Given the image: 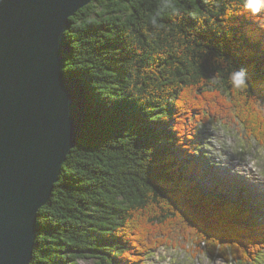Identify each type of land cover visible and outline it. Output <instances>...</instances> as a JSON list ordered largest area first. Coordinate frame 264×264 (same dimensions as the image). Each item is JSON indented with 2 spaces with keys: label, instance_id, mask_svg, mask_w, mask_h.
<instances>
[{
  "label": "trees",
  "instance_id": "16d2710c",
  "mask_svg": "<svg viewBox=\"0 0 264 264\" xmlns=\"http://www.w3.org/2000/svg\"><path fill=\"white\" fill-rule=\"evenodd\" d=\"M71 22L64 73L86 82L88 119L38 213L31 264H145L185 244L259 264L262 206L207 189L204 162L186 159L210 122L264 152V0H95Z\"/></svg>",
  "mask_w": 264,
  "mask_h": 264
},
{
  "label": "water",
  "instance_id": "95a60500",
  "mask_svg": "<svg viewBox=\"0 0 264 264\" xmlns=\"http://www.w3.org/2000/svg\"><path fill=\"white\" fill-rule=\"evenodd\" d=\"M95 0H0V264H31L38 213L88 119L64 73L71 19Z\"/></svg>",
  "mask_w": 264,
  "mask_h": 264
},
{
  "label": "rangeland",
  "instance_id": "374dc122",
  "mask_svg": "<svg viewBox=\"0 0 264 264\" xmlns=\"http://www.w3.org/2000/svg\"><path fill=\"white\" fill-rule=\"evenodd\" d=\"M193 144L196 149L186 161L204 162L202 173L205 175V184L209 186L207 189L211 188V182H222L216 177L217 174L221 179H226L222 183L228 182V187L234 188L241 200L247 198L246 194L240 196V191L249 192L251 201H257L264 207V194L257 193L258 187L264 182V152L255 140L246 137L239 125H225L221 122L201 124L197 128ZM178 155L182 158L181 151ZM145 264L238 263L228 262L217 255L198 252L193 246L185 244L179 246L178 250L160 248L148 256ZM259 264H264V255Z\"/></svg>",
  "mask_w": 264,
  "mask_h": 264
},
{
  "label": "clouds",
  "instance_id": "9594fccd",
  "mask_svg": "<svg viewBox=\"0 0 264 264\" xmlns=\"http://www.w3.org/2000/svg\"><path fill=\"white\" fill-rule=\"evenodd\" d=\"M246 7L256 10L261 7V0H246ZM153 23H155V20H153ZM233 79L237 86H243L245 84L243 72H236Z\"/></svg>",
  "mask_w": 264,
  "mask_h": 264
},
{
  "label": "bare ground",
  "instance_id": "6f19581e",
  "mask_svg": "<svg viewBox=\"0 0 264 264\" xmlns=\"http://www.w3.org/2000/svg\"><path fill=\"white\" fill-rule=\"evenodd\" d=\"M65 72V71H64ZM262 187V185L259 187V188H261ZM215 189V188H214ZM239 198V197H238ZM239 199H241V198H239ZM247 200V199H246ZM250 202V201H249ZM253 203H255V201H253ZM255 205H256V203H255Z\"/></svg>",
  "mask_w": 264,
  "mask_h": 264
}]
</instances>
